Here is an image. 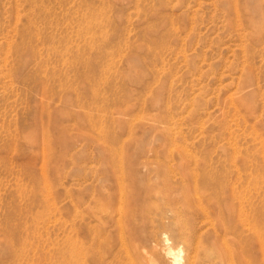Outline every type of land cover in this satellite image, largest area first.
I'll use <instances>...</instances> for the list:
<instances>
[{
    "label": "rangeland",
    "instance_id": "1",
    "mask_svg": "<svg viewBox=\"0 0 264 264\" xmlns=\"http://www.w3.org/2000/svg\"><path fill=\"white\" fill-rule=\"evenodd\" d=\"M219 199L264 215V0H0V264L123 262L139 206Z\"/></svg>",
    "mask_w": 264,
    "mask_h": 264
},
{
    "label": "bare ground",
    "instance_id": "2",
    "mask_svg": "<svg viewBox=\"0 0 264 264\" xmlns=\"http://www.w3.org/2000/svg\"><path fill=\"white\" fill-rule=\"evenodd\" d=\"M180 155L181 154H179V156ZM183 157H186V155L183 154ZM187 159L191 162L189 157ZM192 160L194 161L195 159ZM205 162L204 164H199L200 166L197 164L193 168L197 171L190 172L194 174L198 173V170H201L200 173L203 178H207L206 175L213 169V165H211L210 162H208V164ZM217 167L215 166V168ZM140 168H142L144 172H149L151 170L149 163H146V161L140 166H134V168L129 167L128 170H140ZM169 168L170 167H167L168 170ZM219 168L220 165L218 169ZM166 174H168V172ZM167 177L169 178V176ZM162 179V181L165 180L164 178ZM183 181H185L184 178ZM194 181L197 182L196 179ZM151 186H146V189L143 188L144 191L140 197L141 199H149L152 196L154 197L155 194L153 193ZM154 199L155 197L153 200ZM190 200H187L180 209L172 203L169 204L170 202L163 207L152 206L154 214H150V211H147L149 207L145 208L139 206L137 211L139 214H145L144 216L147 218L146 222L148 230L142 233V235L139 234L136 242H134L132 238L133 243L131 246H128L129 244L127 245L125 241L123 242V262L120 260L115 262V256H111L109 259H106L109 255L106 253L96 255V252H94L96 247L94 248L92 246L93 249L92 247H89L90 249L86 248L89 250L88 253L87 251L83 252V250L80 252V254H83V259H79L81 261L80 264H160V260L165 262V264H264V215L262 216V211L255 214V210H248V212L243 208V206L236 209L232 204L227 203L225 200L221 201L220 199L218 202H214L216 206H213L212 209L209 210L204 204L191 202ZM244 207L247 208L249 206ZM132 213L133 214L130 216L133 217L135 212ZM198 219H202L204 222L207 221L209 223V227L204 232H202L203 230L201 233L198 231V237H200L199 239L196 238V235L198 234L196 233ZM202 224L205 223L202 222ZM129 232H131V230ZM129 236L131 235L129 234ZM173 241H178L181 246L178 245L179 247H175L173 245ZM131 250H133L132 253ZM111 251L110 248H108L107 252L112 253Z\"/></svg>",
    "mask_w": 264,
    "mask_h": 264
}]
</instances>
